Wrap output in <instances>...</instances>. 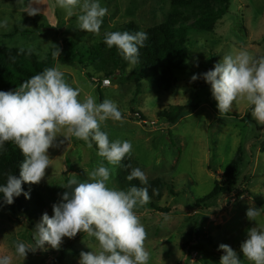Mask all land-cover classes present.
Returning a JSON list of instances; mask_svg holds the SVG:
<instances>
[{
    "label": "rangeland",
    "instance_id": "1",
    "mask_svg": "<svg viewBox=\"0 0 264 264\" xmlns=\"http://www.w3.org/2000/svg\"><path fill=\"white\" fill-rule=\"evenodd\" d=\"M42 2L33 4L41 11L31 18L21 11L23 5L17 0H0V21L7 18L9 23L8 31L0 28V47H31L40 59H45L53 52V45L62 51L65 38L84 43L92 37L79 30L76 16H67L55 0ZM99 3L108 10L99 35L129 22L146 30L165 22L171 10L170 0H99ZM192 21L185 27L184 68L172 73L174 84L170 91L153 93L149 79H145L137 96L132 64L123 75L108 77L111 79L108 87L102 85L106 78L103 71L91 63L66 65L55 59L53 65L65 73L73 87L83 90L82 97L92 95L100 103L97 91L100 89L103 100L117 103L124 123L108 120L102 130L109 134L110 140L131 141L133 151L128 158L132 168L144 171L148 181L161 178L165 182L163 199L155 205L170 210L167 221L164 213L151 208L150 202L137 209L148 233L145 248L150 253L149 264H219L224 254L219 245L228 244L239 252L247 229L255 226L256 222L246 217L248 207L264 208V126L257 130L255 125L242 121L249 112L244 102L234 103L233 110L221 117L210 85L202 78L191 80L194 74L212 69L223 55L233 50L246 49L256 56L264 55V0H233L228 13L211 33L195 30ZM15 29L25 33L14 35ZM174 106L186 107L187 116L177 125L169 126L158 114ZM138 113L146 118L145 123L132 120ZM56 143L59 147L49 149L51 166L37 185L49 216L53 214L52 205L67 191L59 185L66 183L73 173L80 180L86 179V172L102 160L97 151L75 137L66 140L58 136ZM239 149L244 162L236 190L199 204L217 181L222 182L225 168ZM117 172L115 167L110 181L116 187ZM40 220L30 224L23 216L0 211V255H12L13 264H79L80 253L91 251L88 245H97L94 238L85 234L61 255L48 247L46 251L29 252L23 260L15 255L14 242L33 243L32 231ZM259 220L264 223V216ZM194 229L213 240L212 246L205 244L204 254L196 251L187 254L182 248L192 240ZM69 240L65 237L61 246ZM242 264L249 262L244 258Z\"/></svg>",
    "mask_w": 264,
    "mask_h": 264
},
{
    "label": "clouds",
    "instance_id": "2",
    "mask_svg": "<svg viewBox=\"0 0 264 264\" xmlns=\"http://www.w3.org/2000/svg\"><path fill=\"white\" fill-rule=\"evenodd\" d=\"M17 2L23 5L21 11L29 16L40 14V8L33 7L34 3H43L42 0ZM55 4L67 16H76L79 30L100 34L108 10L99 0H55ZM0 28L9 30L7 18L0 21ZM147 39L144 31L104 33L106 46L115 47L132 65L139 62L140 48ZM53 48L55 58L61 49L56 45ZM33 51L31 47L27 49L29 55ZM24 52L22 47L18 54ZM10 58L15 62L16 57ZM201 78L210 85L221 117L233 110L234 103L244 102L251 109L252 117L264 126V55L256 56L246 49L233 50L223 55L212 69L194 74L191 80ZM82 92L81 88L73 87L56 66L45 67L15 90L0 91V149L11 142L23 156L19 176L6 173V182L0 185L4 203L11 205L22 194L30 198L22 185H38L45 178V170L52 160L49 149L59 147L58 136L66 140L75 137L89 148L95 143L97 155L102 158L86 172V179L80 180L73 173L66 183L59 185L67 191L52 205L53 214H42L32 231L33 243L14 242L15 255L25 260L29 252L46 251L48 247L59 250L65 237L73 239L83 233L94 238L97 245H88L91 251L80 253L79 264H149L150 253L145 248L148 233L137 212L151 200L148 176L138 167L131 168L126 180H138L142 186L120 189L110 183L113 169L131 156L133 145L129 140H110L109 134L102 130L108 120L124 123L117 103L111 99L97 103L92 95L82 97ZM152 192L158 194V189L153 188ZM262 216L264 208L248 207L246 217L255 221V226L247 229L239 252L228 244L219 245L224 253L219 264H242L239 254L249 264H264V223L259 220ZM163 217L165 221L169 219L167 214ZM0 264H13V256L0 255Z\"/></svg>",
    "mask_w": 264,
    "mask_h": 264
},
{
    "label": "trees",
    "instance_id": "3",
    "mask_svg": "<svg viewBox=\"0 0 264 264\" xmlns=\"http://www.w3.org/2000/svg\"><path fill=\"white\" fill-rule=\"evenodd\" d=\"M232 1L170 0L171 10L165 22L146 30H140L134 22H129L112 30L129 31L131 33L144 31L148 34L145 46L140 48L139 62L134 65V73L132 75L136 81V95L140 94L141 82L145 79H149L153 93L160 94L170 91L174 84L172 73L184 68L183 48L187 43L185 29L187 23L193 20L192 27L195 30L207 33L214 32L218 22L228 13ZM36 16H31V18ZM24 33L19 29L14 31V35ZM104 33L102 35L92 34V37L84 43H80L73 38H65L63 41L64 47L60 55L54 58L52 52H50L43 60L34 51L29 55L27 49H25L23 54H18L20 48L0 47V91L15 90L20 83L41 72L45 67H53L55 59L66 65L85 66L91 63L103 71L106 78L116 77L118 73L123 75L131 64L122 58L115 47L109 49L106 46ZM10 57H16L15 62ZM194 84L198 85L196 82ZM97 91L100 95V102H102V92L100 89ZM196 109L194 108V110ZM185 116H187V108L184 106L170 107L158 114V117L169 126L177 125ZM132 120L135 122H146V118L141 113H138ZM242 121L255 125L257 130H261L260 124L252 118L250 108L248 114L242 118ZM92 148L98 151L95 143H93ZM22 160L21 152L13 143L8 142L5 144L4 149H0V185L6 182V173L19 176V165ZM243 162V152L239 149L234 159L225 168L222 182L217 181L210 194L198 203H207L220 195L231 194L235 191L238 186ZM126 165L131 167H126ZM131 168L132 163L126 157L121 165L118 166L116 174L118 188L127 189L132 185L142 186L138 180H126ZM22 187L25 192L30 194V198L26 199L22 194L14 199L13 204L8 205L4 203L3 193H0V211H10L14 215L23 216L30 224H34L41 219L44 212L49 214V210L37 185L25 183ZM148 187L151 197V208L164 214L170 213L169 209L159 208L155 205V203L163 199L165 182L161 178H157L149 181ZM153 188L158 189V194H153ZM84 235L83 233H78L75 238L61 246L56 252L57 256L70 249L73 241ZM206 243L212 246V238H209L203 232H199L198 229H194L192 240L184 244L182 248L187 254L191 253V251L204 254L206 252ZM239 255L241 261H243L244 257L242 254Z\"/></svg>",
    "mask_w": 264,
    "mask_h": 264
},
{
    "label": "built area",
    "instance_id": "4",
    "mask_svg": "<svg viewBox=\"0 0 264 264\" xmlns=\"http://www.w3.org/2000/svg\"><path fill=\"white\" fill-rule=\"evenodd\" d=\"M102 85H103L104 87H108V86H110V85H111V79H110V78H105V79H103V80H102Z\"/></svg>",
    "mask_w": 264,
    "mask_h": 264
}]
</instances>
